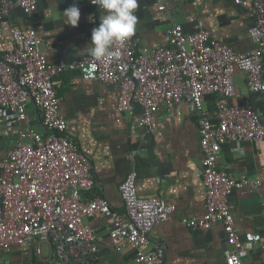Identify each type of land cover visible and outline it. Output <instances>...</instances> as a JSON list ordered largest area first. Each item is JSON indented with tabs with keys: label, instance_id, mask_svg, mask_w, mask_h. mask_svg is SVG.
Listing matches in <instances>:
<instances>
[{
	"label": "built area",
	"instance_id": "2783aa9c",
	"mask_svg": "<svg viewBox=\"0 0 264 264\" xmlns=\"http://www.w3.org/2000/svg\"><path fill=\"white\" fill-rule=\"evenodd\" d=\"M39 0H0V21L21 7L31 21ZM254 17L250 34L255 47L245 53L217 40L202 26L186 32L182 25L170 29L168 45L140 52L134 36L115 45L119 58L96 62L91 56L49 61L43 51L44 36L27 24L13 32L15 47L0 58V122L19 124L18 137L0 157V264L1 257L17 246L33 245L38 264H103L93 221L103 218L114 250H134V264H166L163 245L149 247L153 228L168 221L177 210L157 195L141 196L138 175L131 171L120 185L124 210L115 209L102 196L89 198L95 187L93 162L69 133L61 112L54 78L66 70H80L90 80L117 84L118 109L135 113L140 128L151 129L162 104L190 103L202 116L200 149L206 189L205 212L189 218L191 229H208L221 223L228 248L225 264H249L247 242L236 226L230 195L237 189H259L261 181L237 179L219 168L222 146L230 141L264 142V121L250 104L231 101L237 96L233 78L238 70L247 76L252 94L264 92V0H235ZM169 0H162L160 15L168 18ZM220 96L215 117L203 109L206 96ZM41 112L43 133L31 126L29 104ZM90 222H86V220ZM250 241L259 237L252 233Z\"/></svg>",
	"mask_w": 264,
	"mask_h": 264
},
{
	"label": "crops",
	"instance_id": "0c3cea01",
	"mask_svg": "<svg viewBox=\"0 0 264 264\" xmlns=\"http://www.w3.org/2000/svg\"><path fill=\"white\" fill-rule=\"evenodd\" d=\"M161 2L138 0L134 39L141 53L168 45L174 24L182 25L190 33L202 26L239 53L255 47L250 34L255 19L235 0H169L168 18L160 15ZM73 4L81 12L77 27L64 23L63 11ZM100 14L91 0H39L31 21L22 8L17 7L0 21V58L15 47L14 30L31 22L45 38L43 51L49 61L90 56L85 50L90 46L93 28L99 25ZM90 16L95 17V22ZM54 80L68 131L93 162L96 183L93 191L86 195L105 197L115 209L123 211L119 187L128 173L135 171L141 196L157 195L177 206L168 221L153 228L148 246L163 245L166 264H225L228 242L223 225L214 223L208 229H191L186 225L189 218L204 213L206 208L199 111L186 102L172 106L162 104L151 129L144 130L137 123L142 113L140 105H136L134 114L118 109L119 85L87 79L80 70H66ZM233 83L237 96L231 101L250 104L264 121V92H250L243 70L235 72ZM220 100L219 95H207L203 110L215 117ZM28 108L33 117L31 126L47 132L41 125L40 110L33 103ZM19 126L18 123L0 122V157H4L16 142ZM218 166L237 179L261 181L258 190L249 186L235 190L230 195V203L236 226L250 249L247 262L264 264V142L247 141L238 145L225 142ZM93 226L101 263L134 264L135 253L131 247L121 254L114 250L103 218L94 220ZM252 233L258 235L259 243L250 241ZM1 257L10 264H38L33 245L14 247L10 252H3Z\"/></svg>",
	"mask_w": 264,
	"mask_h": 264
},
{
	"label": "clouds",
	"instance_id": "9594fccd",
	"mask_svg": "<svg viewBox=\"0 0 264 264\" xmlns=\"http://www.w3.org/2000/svg\"><path fill=\"white\" fill-rule=\"evenodd\" d=\"M100 10L99 25L92 30L90 46L85 50L94 61L103 62L119 58L115 45L123 46L136 33L138 0H91ZM64 23L77 27L81 12L76 4L63 11ZM89 19L95 22V17Z\"/></svg>",
	"mask_w": 264,
	"mask_h": 264
},
{
	"label": "trees",
	"instance_id": "16d2710c",
	"mask_svg": "<svg viewBox=\"0 0 264 264\" xmlns=\"http://www.w3.org/2000/svg\"><path fill=\"white\" fill-rule=\"evenodd\" d=\"M93 198V197H92Z\"/></svg>",
	"mask_w": 264,
	"mask_h": 264
}]
</instances>
